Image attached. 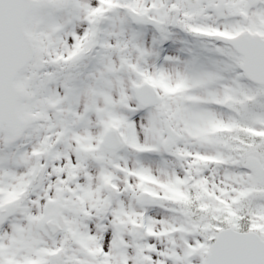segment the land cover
I'll return each mask as SVG.
<instances>
[{
	"label": "snow or ice",
	"instance_id": "snow-or-ice-1",
	"mask_svg": "<svg viewBox=\"0 0 264 264\" xmlns=\"http://www.w3.org/2000/svg\"><path fill=\"white\" fill-rule=\"evenodd\" d=\"M0 264H264V0H0Z\"/></svg>",
	"mask_w": 264,
	"mask_h": 264
}]
</instances>
